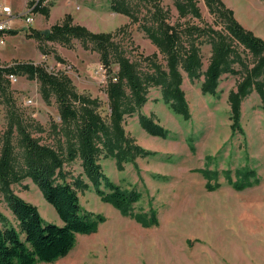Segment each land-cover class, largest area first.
<instances>
[{
  "label": "rangeland",
  "instance_id": "rangeland-1",
  "mask_svg": "<svg viewBox=\"0 0 264 264\" xmlns=\"http://www.w3.org/2000/svg\"><path fill=\"white\" fill-rule=\"evenodd\" d=\"M34 1L0 0V5H10L13 10L21 11L18 19L25 24L27 17H33L32 25L40 31L60 24L66 15H71H62L66 11L64 0H47L44 5L53 11L52 17H37L40 14L31 11ZM114 1L75 0L79 4L77 10L83 9L78 11L77 21L71 15L74 24L96 34L113 35L118 48L142 74L152 70L151 58L165 68L167 64L142 29L155 5L168 11V21L172 25L180 22L222 28V22L209 11L205 0H196L201 18H180L175 0H129L138 22L113 12ZM225 1L232 3L239 18H245L251 27L257 26L264 35V0ZM92 7L96 10L90 11ZM29 26L16 27L13 29L16 33L9 34L7 45L0 48V66L33 63L44 66L50 73L67 75L78 93L99 101L98 112L110 126L107 85L111 75L118 72L115 61L111 65L112 74L104 67L105 73L99 75L97 70L104 65L93 43L85 48L78 39H73L70 45L39 41L29 37L34 29ZM201 49L202 72L205 73L212 47L204 44ZM238 52L247 63L253 64L252 55L243 47H239ZM235 69L240 71L241 67L235 65ZM182 74V90L189 104L190 120L185 121L172 111L163 101L161 88L150 87L147 103L133 115L126 114L122 127L136 145L153 154L138 156L136 165L125 163L123 170L118 168L116 158L105 153L99 158L110 181L142 195L141 201L132 207V214H123L98 195L84 175L80 159L67 164V181L73 183L72 178L80 177L89 186L86 191L78 192L81 206L87 212L103 216L105 221L99 224L96 232L78 235L66 257L39 264H264V111L261 97L254 91L243 101L241 125L244 133L233 135L229 96L237 90L243 75H223L217 95L211 96L202 92L204 75L191 80L185 72ZM16 76V82L6 77L8 92L33 136L44 145L58 148L64 138L55 128L62 126L56 98L45 101L38 80L22 74ZM8 115L7 104L0 94V136L7 128ZM140 115L151 116L167 131V137H156L145 131ZM18 140L16 136L17 151L20 150ZM205 169L220 173L216 180L219 186L212 191L206 187L207 179L202 173ZM242 169L255 171L258 182L238 191L223 172L232 171L236 180V171ZM12 189L17 196L37 207L47 223L63 225L55 208L31 179L13 185ZM103 190L108 192L104 187ZM152 210L157 214V224L144 226L136 216L146 215L149 219ZM0 211L12 225H17L2 194ZM21 238L24 240L23 235Z\"/></svg>",
  "mask_w": 264,
  "mask_h": 264
},
{
  "label": "trees",
  "instance_id": "trees-1",
  "mask_svg": "<svg viewBox=\"0 0 264 264\" xmlns=\"http://www.w3.org/2000/svg\"><path fill=\"white\" fill-rule=\"evenodd\" d=\"M46 1H34L32 11L50 16L49 8L44 5ZM205 3L209 11L222 22L221 29L180 22L172 25L168 21V11L159 5L154 6L151 18L142 25V29L167 64L165 68L151 58L149 61L152 70L143 74L126 53L118 48L113 35L96 34L76 25L71 15H66L60 24L48 30H31L29 37L39 41L70 45L73 39H78L85 48L88 43H93L101 56L102 64L111 74V65L115 61L119 69L116 74L111 75L107 85L111 108L110 126L98 112L99 101L78 93L67 75L50 73L44 66L33 63L0 66V94L5 99L9 113L7 128L0 136V194L4 196L17 221L16 227L0 211V264L53 263L71 252L78 235L96 232L99 224L105 221L103 216L85 211L80 204L78 192L86 191L88 184L80 177L72 178L73 183L67 181L69 173L65 169L66 165L78 159L82 162L84 175L98 195L123 214H132V207L141 201L142 195L135 190H125L110 181L99 164V158L102 153L112 156L116 158L118 168L123 170L125 163L136 165L138 156L153 154L136 145L126 136L122 127L126 114L133 115L147 103L150 87L161 88L163 101L174 113L188 121L191 112L182 90V71L191 80L204 75L202 92L211 96L217 95L223 75L242 74L237 90L229 96L232 134L244 133L241 107L243 101L254 91L261 97L264 111V39L247 30L222 0H205ZM175 7L180 18H201L196 0H175ZM111 8L115 13L130 17L133 22L139 21L129 0H116ZM9 33L14 35L16 32ZM204 44L212 47L210 64L205 73L202 72L201 55ZM239 47L252 55V65L238 52ZM235 65H239L241 70H236ZM10 74H22L38 80L45 101L56 98L62 126L55 128L64 138L63 144L58 148L44 145L39 138L33 136L30 126L8 92L6 77ZM140 123L149 134L167 137V131L154 122L151 116L140 115ZM16 136H19V151L15 145ZM202 173L207 179L206 187L209 191L219 186L216 182L220 175L218 171L205 169ZM223 173L238 191L258 182L253 170H237L236 180L232 171L226 170ZM28 178L55 208L63 225L47 223L37 207L14 193L12 186ZM151 214L149 219L146 215L136 217L148 227L157 224L156 212L152 210Z\"/></svg>",
  "mask_w": 264,
  "mask_h": 264
},
{
  "label": "built area",
  "instance_id": "built-area-1",
  "mask_svg": "<svg viewBox=\"0 0 264 264\" xmlns=\"http://www.w3.org/2000/svg\"><path fill=\"white\" fill-rule=\"evenodd\" d=\"M16 17V13L12 6L4 4L0 5V48L7 45L9 32L14 29V20ZM34 21L35 19L33 17L26 18L27 25H32ZM104 69V66H99L97 73L99 75H103L105 73ZM7 78L12 82H16L18 80L17 76L14 74L8 75Z\"/></svg>",
  "mask_w": 264,
  "mask_h": 264
},
{
  "label": "crops",
  "instance_id": "crops-1",
  "mask_svg": "<svg viewBox=\"0 0 264 264\" xmlns=\"http://www.w3.org/2000/svg\"><path fill=\"white\" fill-rule=\"evenodd\" d=\"M224 1V0H223ZM225 4L227 5V7L228 8H230L231 10H233L234 12H235V16H236V18H237V20L247 29V30H249V31H251V32H253L256 36H258V37H260V38H263L264 39V35H263V33L261 32V30L256 26L255 28L254 27H251V26H249L246 22H245V18L244 19H241V18H239L238 17V15H237V11L235 10V8L233 7V5H232V3H230V2H227V1H225ZM77 5H79L77 2H75V0H64V7H65V9H66V11L62 14L63 16L65 15V13H67V14H71L73 17H74V20L75 21H77V16H78V11L79 10H81V9H83V8H80L79 10H77ZM13 8V7H12ZM96 10V8L95 9H93V7H92V9H90V11H95ZM15 11V10H14ZM15 13H18V16L16 17V19L14 20V29H16V27H17V29H19V28H22V27H25L26 26V24H25V22H23V20L22 19H18L19 17H20V15H21V11H15ZM52 15H53V11L52 12H50V16L52 17ZM37 17L39 16V17H43V16H41V14L40 15H36ZM62 16V17H63ZM35 22V21H34ZM36 22H37V20H36ZM25 25V26H24ZM27 27H28V25H27ZM29 27H32V28H34V26L33 25H30ZM51 28V26L48 28V29H50ZM35 29V28H34ZM11 31H13V30H11ZM10 34V33H9ZM8 38H9V36H8Z\"/></svg>",
  "mask_w": 264,
  "mask_h": 264
}]
</instances>
